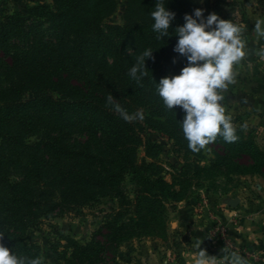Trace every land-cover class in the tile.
<instances>
[{
	"label": "trees",
	"instance_id": "1",
	"mask_svg": "<svg viewBox=\"0 0 264 264\" xmlns=\"http://www.w3.org/2000/svg\"><path fill=\"white\" fill-rule=\"evenodd\" d=\"M52 1V7L41 4L36 9L79 40L64 48L61 38L54 35L36 41V53H18L17 62H11L17 71L14 79L8 87L0 86V143L9 146V151L0 150V243L18 255L40 257L42 264H115L122 243L166 233L167 205L181 201L183 188L202 173L232 168L264 176V151L252 143H227L217 137L214 142L223 144V153L217 151L210 167L195 162L182 165L181 189L165 179L150 178V163L139 157L138 150L143 146L146 156L154 157L161 145L148 137L149 130L167 136L179 148H188L180 126L184 112L179 106L174 111L166 109L156 93V82L168 76L167 69L187 64L186 57L173 50L178 37L157 40L152 32L150 13L157 0H124L120 26L103 25L116 10L115 0ZM166 2L176 13L173 29L185 23V14L200 8V0ZM24 27L21 12L0 17V43ZM111 35L128 43L130 51L121 52ZM149 47L155 50L154 59L147 61V77L137 84L128 70ZM92 57L99 59L90 69ZM2 62L0 57V67ZM109 93L114 96L113 105H120L129 115L142 112L144 118L125 120L107 102ZM67 115L84 131L68 133ZM87 127L93 128L102 155L91 152ZM245 157L249 164L239 161ZM126 175L139 187L134 198L124 188ZM100 190L117 199L119 206L90 242L69 240L64 249L51 246V263L43 260L39 245L26 242L27 230L40 218L50 212L60 216Z\"/></svg>",
	"mask_w": 264,
	"mask_h": 264
},
{
	"label": "rangeland",
	"instance_id": "2",
	"mask_svg": "<svg viewBox=\"0 0 264 264\" xmlns=\"http://www.w3.org/2000/svg\"><path fill=\"white\" fill-rule=\"evenodd\" d=\"M115 1L116 10L104 19V26H120L123 23L124 0ZM41 4L52 7L53 1L0 0V17L18 12L23 13L25 17L23 30L6 42L0 43V57L3 61V66L0 67V86L8 87L14 79L17 71L11 67V62H17L16 55L18 53L24 55L36 53V41L54 35L61 38L60 45L64 48L73 46L75 41L79 40L67 29L60 27L58 23L42 17L39 10L36 9ZM199 5L200 8L205 10V17L215 12L220 18L232 19L233 22L245 29L243 35L247 41L249 55L235 69L234 82L229 84L228 88L222 92L223 104L226 113L231 117V122L237 130L238 140L246 144H255L264 151V110L261 112L253 109L247 95L243 96V94H247L244 91L245 86L251 85L253 81L260 82L264 80V60L256 55V50L261 44H264V41L256 43L253 39L254 19L258 16H264V0H202V2L200 0ZM110 38L113 39L115 45L117 44L121 52L130 51L131 46L128 43L126 44L122 38L115 35H111ZM98 59L97 57L90 58L88 62L90 69ZM183 67L182 65L175 66L167 69L166 73L168 76L179 74ZM65 119L64 125H66L65 128L68 133L84 131L83 126L77 124V120H71V115L65 116ZM87 130L86 135H92L91 139L88 140L91 152L102 155L101 145L95 140L92 133L93 128L87 127ZM147 135L152 141L161 145V150L154 157H147L143 146L138 150L139 157L150 163L148 176L152 179H165L170 184H174L176 189H181L178 173L182 165L195 162L210 167L214 164L217 151L223 153L224 146L221 143L211 142L204 150L194 153L189 148H179V145L175 144L172 139L161 135L157 131L149 130ZM32 137H25L24 140L35 138ZM86 141L85 138L84 142ZM0 150L9 151L6 142L0 143ZM103 161L107 162L108 160L104 158ZM239 161L245 164L250 163L248 157ZM253 177L264 178L259 173H239L232 170V168L224 173H202L200 179L194 180L188 187L183 188L182 193H185V195L181 201L167 205L166 233L161 236L151 235L133 238L122 243L115 264H184L183 248L187 245L185 246L183 243L186 244V237L179 232L176 226L177 215H175L179 204L188 202L195 196L196 200L198 199L196 204L200 209V207L206 205L203 203L204 199L209 200V196L213 193L234 196L247 188L251 190L250 193H259L262 190H259V184H256L257 182ZM123 184L127 194L134 198L139 187L132 176L126 175ZM118 206L117 199L104 193V190H100L83 204L69 208L60 216H54L50 212L46 217L40 218L36 226L27 230L26 242L39 245L43 260L51 263V246L64 249L69 240L82 244L90 242L94 233L113 217V211H116ZM213 221L218 222L217 219H213L210 225ZM218 264L225 263L220 261Z\"/></svg>",
	"mask_w": 264,
	"mask_h": 264
},
{
	"label": "clouds",
	"instance_id": "3",
	"mask_svg": "<svg viewBox=\"0 0 264 264\" xmlns=\"http://www.w3.org/2000/svg\"><path fill=\"white\" fill-rule=\"evenodd\" d=\"M202 2V0H201ZM204 9L196 8L194 13L185 14V23L173 29L176 13L170 11L165 0H157L150 16L152 32L157 40L176 35L174 52L186 57L187 64L179 74L165 76L156 82V93L168 110L179 106L184 112L180 126L188 148L199 153L208 144L221 137L227 143L238 140L237 130L226 113L222 92L234 82L235 69L241 64L249 50L243 29L232 19H222L213 12L204 15ZM254 42L264 41V16L254 19ZM170 30L173 34L170 35ZM152 48H145L135 58L128 70L129 78L141 84L147 77V61L154 59ZM264 60V44L256 50ZM175 62V61H174ZM114 96L109 93L107 102L121 113L125 120L143 119V113L129 115L120 105H113ZM197 241V255L193 264H216L218 257L209 255ZM225 264H249L248 259L227 246L222 249ZM0 264H42L40 257H25L0 243Z\"/></svg>",
	"mask_w": 264,
	"mask_h": 264
},
{
	"label": "crops",
	"instance_id": "4",
	"mask_svg": "<svg viewBox=\"0 0 264 264\" xmlns=\"http://www.w3.org/2000/svg\"><path fill=\"white\" fill-rule=\"evenodd\" d=\"M244 91L247 94L243 96L247 95L253 109L263 112L264 80L253 81L251 85L245 86ZM253 178L259 184V190H262L259 193H250L248 188L234 196L213 193L209 196L208 203L200 209L195 196L190 201L179 204L175 215L176 226L186 237V244L183 243L187 245L183 248L184 264H193L197 255V241L201 242V249L218 257L216 264L220 261L225 263L219 257L226 246L244 255L249 264H264V178ZM231 197L239 198L236 207L225 203V199ZM213 219H217L225 229L227 241L211 238L208 230Z\"/></svg>",
	"mask_w": 264,
	"mask_h": 264
},
{
	"label": "built area",
	"instance_id": "5",
	"mask_svg": "<svg viewBox=\"0 0 264 264\" xmlns=\"http://www.w3.org/2000/svg\"><path fill=\"white\" fill-rule=\"evenodd\" d=\"M203 203L207 204L208 200L204 199ZM209 234L213 239H220L223 242L227 241L225 229L218 222L213 221L209 227Z\"/></svg>",
	"mask_w": 264,
	"mask_h": 264
},
{
	"label": "water",
	"instance_id": "6",
	"mask_svg": "<svg viewBox=\"0 0 264 264\" xmlns=\"http://www.w3.org/2000/svg\"><path fill=\"white\" fill-rule=\"evenodd\" d=\"M225 203L230 207H236L239 204V198H227L225 199Z\"/></svg>",
	"mask_w": 264,
	"mask_h": 264
}]
</instances>
